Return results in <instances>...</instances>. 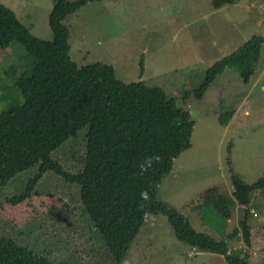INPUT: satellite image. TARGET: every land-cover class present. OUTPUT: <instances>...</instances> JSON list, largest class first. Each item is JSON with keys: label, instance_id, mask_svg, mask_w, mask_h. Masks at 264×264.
I'll return each instance as SVG.
<instances>
[{"label": "rangeland", "instance_id": "1", "mask_svg": "<svg viewBox=\"0 0 264 264\" xmlns=\"http://www.w3.org/2000/svg\"><path fill=\"white\" fill-rule=\"evenodd\" d=\"M72 2L74 0H67ZM15 12L31 35L51 39L53 0H0ZM212 0H97L64 19L70 56L80 65L110 64L123 83L142 81L173 96L194 119L191 146L174 159L158 185L157 198L184 214L191 227L218 240L226 237L228 255L264 264V187L254 190L246 217L240 207L228 220L211 206L231 195L232 175L246 183L264 175V42L253 79L244 83L235 69L217 74L202 98L183 91L197 87L204 71L232 53L253 34L264 36V0H233L214 9ZM0 51V113L20 105L14 86L27 56L20 43ZM84 125L52 156L66 171L82 168ZM37 165L0 186V235L55 264H116L97 227L83 211L77 185L46 171L29 196L17 203ZM242 217V218H241ZM119 264H229L224 256L197 251L174 236L167 217L150 213Z\"/></svg>", "mask_w": 264, "mask_h": 264}, {"label": "trees", "instance_id": "2", "mask_svg": "<svg viewBox=\"0 0 264 264\" xmlns=\"http://www.w3.org/2000/svg\"><path fill=\"white\" fill-rule=\"evenodd\" d=\"M90 1L97 0H53L48 17L51 39L31 35L15 12L0 4V49L17 42L27 56L14 82L22 103L0 113V186L37 165L24 188L7 196V201L17 203L29 196L41 175L51 171L78 186L81 207L116 264L150 213L165 215L176 239L192 249L224 256L229 264H253L228 255L226 237L236 229L216 240L194 230L184 214L157 198L158 185L172 170L174 159L191 146L194 119L163 89L142 81L117 80L110 64L95 61L78 67L69 53V31L63 21ZM232 3L212 0L215 8ZM263 42L264 36L253 34L214 61L197 87L182 92V100L191 93L202 98L210 82L225 69L235 68L242 81L249 83ZM84 125L82 168L66 171L52 152ZM231 180V195H218L210 204L226 220L237 207L243 209L240 222L246 240L250 195L264 187V175L252 183L236 175ZM0 264L55 263L0 235Z\"/></svg>", "mask_w": 264, "mask_h": 264}, {"label": "crops", "instance_id": "3", "mask_svg": "<svg viewBox=\"0 0 264 264\" xmlns=\"http://www.w3.org/2000/svg\"><path fill=\"white\" fill-rule=\"evenodd\" d=\"M225 6H227V5H223V6H221V7H224L225 8ZM221 7H217V8H215V7H212V8H214V9H218V8H221ZM11 46V45H10ZM8 48H11V47H6L5 49H8ZM1 50H4V49H0V51ZM253 193V192H252ZM252 193H251V195H252ZM251 195H250V198H251ZM249 207H252L251 205H250V203H249ZM252 209H254V208H252Z\"/></svg>", "mask_w": 264, "mask_h": 264}, {"label": "built area", "instance_id": "4", "mask_svg": "<svg viewBox=\"0 0 264 264\" xmlns=\"http://www.w3.org/2000/svg\"><path fill=\"white\" fill-rule=\"evenodd\" d=\"M249 211L252 213L253 216H255V212L253 211V209H249Z\"/></svg>", "mask_w": 264, "mask_h": 264}]
</instances>
